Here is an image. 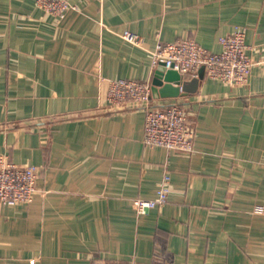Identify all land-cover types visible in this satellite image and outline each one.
<instances>
[{
	"label": "crops",
	"instance_id": "0c3cea01",
	"mask_svg": "<svg viewBox=\"0 0 264 264\" xmlns=\"http://www.w3.org/2000/svg\"><path fill=\"white\" fill-rule=\"evenodd\" d=\"M70 2L58 20L37 0H0V156L41 166L33 201L0 205V264H264V0ZM236 26L256 61L246 84L204 71L195 92L153 84L159 41L220 51ZM120 77L188 107L192 153L145 144L142 108L110 109ZM166 172L168 201L138 213L132 200L156 197Z\"/></svg>",
	"mask_w": 264,
	"mask_h": 264
},
{
	"label": "built area",
	"instance_id": "2783aa9c",
	"mask_svg": "<svg viewBox=\"0 0 264 264\" xmlns=\"http://www.w3.org/2000/svg\"><path fill=\"white\" fill-rule=\"evenodd\" d=\"M38 6L58 20L76 8L70 0H37ZM122 37L136 45L142 46L145 38L130 30L122 32ZM246 28L235 29L220 38L221 50L212 51L201 45L193 37H181L173 41H159L152 51V66L159 65L177 70L182 77H199L203 68L207 77L221 81L230 86L244 85L248 82L256 63L246 43ZM180 90L182 88L180 87ZM153 85L150 81L120 77L107 80L105 98L110 109L142 108L145 112L143 141L147 145H160L168 151L187 154L195 150L196 128L190 120L188 107L174 101L166 104H154L152 101ZM41 166L22 164L11 161L7 155L0 156V205H17L29 203L37 194V181ZM170 175L164 173L154 198L138 197L132 205L138 213H146L151 208L164 205L168 201ZM254 212L264 214V204H256ZM157 255V254H156ZM91 264H172L155 256L149 262H111L94 260Z\"/></svg>",
	"mask_w": 264,
	"mask_h": 264
},
{
	"label": "water",
	"instance_id": "95a60500",
	"mask_svg": "<svg viewBox=\"0 0 264 264\" xmlns=\"http://www.w3.org/2000/svg\"><path fill=\"white\" fill-rule=\"evenodd\" d=\"M201 71H204V69L201 68L200 73ZM164 82H174L178 85L179 89L181 87L183 91L195 92L199 86L200 77H193L190 80H184L177 70L165 68L164 65H159L155 70L153 84L162 85Z\"/></svg>",
	"mask_w": 264,
	"mask_h": 264
}]
</instances>
